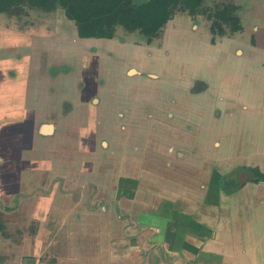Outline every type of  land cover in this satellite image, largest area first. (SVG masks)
Here are the masks:
<instances>
[{
  "label": "rangeland",
  "instance_id": "1",
  "mask_svg": "<svg viewBox=\"0 0 264 264\" xmlns=\"http://www.w3.org/2000/svg\"><path fill=\"white\" fill-rule=\"evenodd\" d=\"M227 3L237 7L239 31L217 35L211 32L214 18L177 11L151 40L122 28L110 41L80 38L60 6L0 13V122L5 108L11 126L0 137V154L9 159L0 181H10V193L17 192L19 160L32 159L36 168L24 163L23 175L55 178L45 177L38 189L48 195L56 190L55 203L63 200L70 212L63 221L53 214L61 223L45 224L46 201L34 219L31 199L19 206L14 194L0 192V264H97L103 257L97 253V232L87 226V236H80L66 223L80 219L78 210L89 213L87 222L93 224L112 209L123 224L120 237L132 235L137 219L160 223L156 213H148L163 208L164 201L181 202L209 227L220 225L218 177L225 175L224 189L237 181L239 189L251 177L244 168L264 174V0H206L202 8L214 14ZM38 123H52L54 135L33 137ZM22 138L34 139L32 150L27 142L20 152ZM144 146L151 148L147 152ZM158 155L182 160L167 171L172 190L161 196L171 198H161L163 186L151 180L139 184L145 198H116L109 187L125 168L114 162L135 159L152 167L147 160ZM150 169L157 174V167ZM67 175L84 178L86 187L73 184L69 190L81 192L61 195ZM100 176L106 180L99 182ZM209 190L219 194L206 198ZM175 192L184 195L173 200Z\"/></svg>",
  "mask_w": 264,
  "mask_h": 264
},
{
  "label": "crops",
  "instance_id": "2",
  "mask_svg": "<svg viewBox=\"0 0 264 264\" xmlns=\"http://www.w3.org/2000/svg\"><path fill=\"white\" fill-rule=\"evenodd\" d=\"M106 40L110 41L111 39ZM45 89H47L46 86L42 87L41 93L43 95L44 93L47 94ZM42 99L45 101L44 103H46L49 98ZM67 106L70 108V105ZM2 112L3 121L0 122V137L2 135V130L4 131V128L10 126L9 122L5 120L7 114L10 113L5 111V108H3ZM45 118L48 117L46 116ZM39 125L35 136L32 135L33 137L37 139L41 137V135L44 137H51L54 135L55 129L52 123H40ZM45 125L49 126L48 132L42 133V128ZM32 140L22 138L19 143L20 152L23 143L27 142H32V150L35 145ZM147 147L149 146H144L143 149L148 152L151 147H149V149ZM134 150H137L136 147ZM158 157L159 159L147 160L152 167H149L146 161L140 163L135 159L126 160L124 164H118V161L114 162L117 167L125 168L124 175L121 174L119 176L117 174L119 177L117 176L114 178V186H112V183L109 187L115 191V197L126 198L127 200L145 198V187L139 184L145 182L149 183L151 180L152 182L163 186V190L159 193L161 198L164 197V200L171 198L166 197V195H163V197L161 196V193L166 194L168 192L167 188L172 190L170 187L172 186V183H169L170 179L167 178V171H171V168L173 170L179 168V166L182 165V160H178L172 156L167 158V160L163 159L162 155H158ZM0 158H4V160H1L0 162L1 170L2 168H6V163H8L9 159H7V156L4 153L0 154ZM24 163L36 168L35 161H32V159L25 161L21 159L19 160V175L16 179V182L18 183V189H16L17 192L10 193V181H0V192L5 195L9 194V197L14 194L15 196L13 195V199L14 201L19 202V206L28 201V199H31L30 203L34 205V211H36L35 214L37 215L36 216L34 213L32 214L34 219L38 218L42 213L38 211V209H41V201H46L45 205L48 207L44 223L50 224V220H54L56 223H61L59 218L53 219V214L61 215L63 221L67 214L68 216L70 215V212H68L69 206H67V203H64L63 200H61V202L59 200L60 203H55L56 195L54 196L53 194L57 193L56 190L53 189L54 191L51 192V195L44 194L43 190L41 191L38 189L39 186H42L37 185L39 182L46 181V178L48 179V182H56V180H54L55 178L52 177L49 180L51 176L44 174V180H41L43 175L40 177L37 175H31L32 171L23 175L24 168L22 166L25 165ZM153 167L158 168L157 170L155 169L157 174L150 169ZM145 168H147V170H145ZM135 171L136 174H133ZM3 172H6L5 169ZM235 175V177L239 176L238 174ZM224 177L225 175L221 174L217 179L218 183ZM62 178L64 181L63 184L67 186V191L66 193L59 192L61 195H68V193L72 194L75 190L76 192H81L77 189L78 185L83 188L86 187L85 179H81L80 176L75 177L73 175H67L62 176ZM212 179V181H214V179L216 180V176H212ZM103 180H106L105 176H100L98 178L99 182ZM171 181L173 180L171 179ZM80 182L84 184L80 185ZM22 184H24V188H21V186H23ZM73 184L75 187L77 186V188L73 187L69 190ZM173 185H176V182H173ZM260 186L263 185L247 181L245 185L233 192L223 191L221 194L220 210H218L219 208H216V211H220L221 214L220 225L215 221V223H211V228L193 217V214H190L191 211H185V209L181 207V202L176 200L173 202L164 201L165 206L163 208L161 207L159 210L155 208L148 213H156L158 219H160V223L165 221L164 224L155 221L152 223H146L141 219H137L136 225L133 224L134 226L130 228L132 230V235L129 234L124 237L117 235V230H119L121 224H119L116 212H113L110 208L107 214L108 216H106V212H103L104 214L102 215L104 216L100 214L97 222L94 221L93 224L87 222L86 215H89V213L85 212V210H78V215H81V217H79L80 219L76 223L72 221L66 223L69 226H72L69 228L70 230L77 229V233L80 236L81 234L87 236V226L91 227V230H89L90 232L93 231L95 235L97 232L96 237L99 240L97 253L103 256L102 258L100 257L97 264H264V189L262 190ZM28 187L33 189L32 192L25 191V188L27 189ZM25 192L30 193L25 194ZM216 192L217 191L209 190L205 197L210 199L213 193L217 194L219 191ZM39 193H42V195ZM101 193V191L98 192L100 195ZM177 194L179 193L175 192L173 194V200L177 197L181 198L182 195H184L179 194L180 196H178ZM195 197L197 196H192L191 198ZM5 210L7 209L5 208L4 210H1L3 215L6 214ZM15 210H13L14 213ZM131 210L134 215V206L131 207ZM161 214H165L163 218V215ZM41 223L42 221L40 224ZM51 224L54 223L52 222ZM74 225L77 228H75ZM121 227H123V224ZM29 247L31 248L32 245L30 244ZM33 258L35 261L38 260L35 256ZM84 264L90 263L85 260Z\"/></svg>",
  "mask_w": 264,
  "mask_h": 264
},
{
  "label": "trees",
  "instance_id": "3",
  "mask_svg": "<svg viewBox=\"0 0 264 264\" xmlns=\"http://www.w3.org/2000/svg\"><path fill=\"white\" fill-rule=\"evenodd\" d=\"M204 1L206 0H0V13H14L25 7L51 11L60 6L64 9L66 18L75 24L80 38L112 39L117 29L122 28L151 40L159 36L162 28L177 11L214 18L211 32L217 35L226 34L227 29L231 32L241 30L235 5L221 4V10L210 14V11L202 8ZM243 173L251 177H245L242 183L264 182V174L256 168H244ZM223 179L220 181L223 191L233 192L238 188L236 180L237 184L224 189Z\"/></svg>",
  "mask_w": 264,
  "mask_h": 264
},
{
  "label": "flooded vegetation",
  "instance_id": "4",
  "mask_svg": "<svg viewBox=\"0 0 264 264\" xmlns=\"http://www.w3.org/2000/svg\"><path fill=\"white\" fill-rule=\"evenodd\" d=\"M200 86H201V83H197V84H196V87H200Z\"/></svg>",
  "mask_w": 264,
  "mask_h": 264
}]
</instances>
